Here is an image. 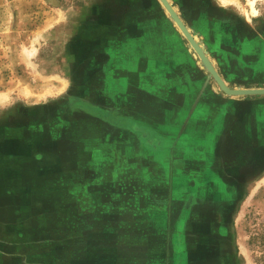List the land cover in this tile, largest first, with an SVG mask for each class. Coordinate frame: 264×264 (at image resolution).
I'll return each instance as SVG.
<instances>
[{
    "label": "rangeland",
    "instance_id": "obj_1",
    "mask_svg": "<svg viewBox=\"0 0 264 264\" xmlns=\"http://www.w3.org/2000/svg\"><path fill=\"white\" fill-rule=\"evenodd\" d=\"M169 2L264 88V0ZM0 264H264V94L159 0H0Z\"/></svg>",
    "mask_w": 264,
    "mask_h": 264
},
{
    "label": "bare ground",
    "instance_id": "obj_2",
    "mask_svg": "<svg viewBox=\"0 0 264 264\" xmlns=\"http://www.w3.org/2000/svg\"><path fill=\"white\" fill-rule=\"evenodd\" d=\"M161 2V0H159ZM169 5L170 2L169 0H167ZM162 4V2H161ZM163 5V4H162ZM164 6V5H163ZM172 7V5H171ZM165 8V7H164ZM166 9V8H165ZM172 9L174 10L175 13H177L175 11V9L172 7ZM169 13V12H168ZM178 15V14H177ZM179 16V15H178ZM181 20V19H180ZM182 21V20H181ZM176 23V22H175ZM177 24V23H176ZM178 26V25H177ZM179 27V26H178ZM186 27V26H185ZM180 28V27H179ZM181 30V28H180ZM186 30L189 32V34L191 35V40L189 38H187V36L184 34V32L182 31V33L184 34V36L188 39L189 43L191 44L192 48L195 50V52L197 53V55L199 56V58L202 60V62L209 68H213V65L211 63V61L209 60V58L205 55V53L203 52V49L202 47L198 44L197 40L194 38V36L190 33L189 29L186 27ZM225 88L228 89V91H226L224 89V91L227 93V94H230V95H236V94H247V93H251V94H264V88L262 89H230L228 86H226V84L224 83V81H222ZM218 84L220 85V83L218 82ZM221 86V85H220ZM223 89V87H222ZM231 91V92H230Z\"/></svg>",
    "mask_w": 264,
    "mask_h": 264
},
{
    "label": "water",
    "instance_id": "obj_3",
    "mask_svg": "<svg viewBox=\"0 0 264 264\" xmlns=\"http://www.w3.org/2000/svg\"><path fill=\"white\" fill-rule=\"evenodd\" d=\"M161 2L164 5V7L166 8L167 12H169L171 17L173 18V20L177 23V25L181 28V30L187 36V38H189L191 40L192 39L191 35L186 30L185 24L183 23V21L180 20L181 18L177 15V13L174 12V10L172 9L171 5H169L168 1L167 0H161ZM209 70H211L213 72L217 82H219L221 87H223V90L225 89L226 91H228V89L225 88V86H224V84L222 82L223 80L221 79V77L214 71V68H211Z\"/></svg>",
    "mask_w": 264,
    "mask_h": 264
},
{
    "label": "crops",
    "instance_id": "obj_4",
    "mask_svg": "<svg viewBox=\"0 0 264 264\" xmlns=\"http://www.w3.org/2000/svg\"><path fill=\"white\" fill-rule=\"evenodd\" d=\"M186 26V25H185Z\"/></svg>",
    "mask_w": 264,
    "mask_h": 264
}]
</instances>
